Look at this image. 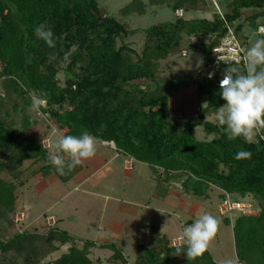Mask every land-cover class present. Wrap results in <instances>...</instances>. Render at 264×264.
Returning <instances> with one entry per match:
<instances>
[{
    "label": "trees",
    "instance_id": "trees-1",
    "mask_svg": "<svg viewBox=\"0 0 264 264\" xmlns=\"http://www.w3.org/2000/svg\"><path fill=\"white\" fill-rule=\"evenodd\" d=\"M201 1L149 0L174 13H197ZM224 7V18L217 13L211 19L183 16L147 29L138 53L126 43L137 31L103 12L96 0H0V264H41L64 246L70 247L53 264H93L92 250L110 251L109 264H128L112 243L81 240L57 227L44 234L36 228L16 229L24 163H41L38 172L44 179L56 176L63 183L81 170L78 165L60 175L49 162V151L28 137L34 126L32 95L43 101L39 109L64 135L87 131L113 144L132 162L148 165L160 184L181 181L182 192L203 201L217 190L219 205L233 196L251 197L258 213L240 215L232 225L235 254L239 264H264V130L255 141L229 140L226 126L208 120L225 103L219 87L224 65L212 71V78L199 71L178 82L160 70V62L180 55L191 38L204 66L212 65V50L227 35L226 25L238 37L242 25L235 24L244 10H257L251 21L264 18V0H226ZM145 11L142 0H133L122 16ZM41 24L52 31L54 47L36 36L34 29ZM62 70L67 74L63 84L58 78ZM191 87L207 104L187 120H177L171 111L173 95ZM199 128L215 138L199 141ZM239 151L251 157L236 159ZM225 216L230 225V215ZM149 232L153 242L135 246L134 264H216L208 250L189 258L185 243L173 246L166 235Z\"/></svg>",
    "mask_w": 264,
    "mask_h": 264
},
{
    "label": "rangeland",
    "instance_id": "rangeland-1",
    "mask_svg": "<svg viewBox=\"0 0 264 264\" xmlns=\"http://www.w3.org/2000/svg\"><path fill=\"white\" fill-rule=\"evenodd\" d=\"M101 10L108 15L124 22L136 34L126 39L136 52L140 53L145 34L144 32L158 24L177 19L176 14L165 4L154 6L149 0H142L145 14L123 17L122 10L133 0H96ZM201 11H187L184 19L212 18L216 9L210 0H203ZM222 12H225V1L219 0ZM256 9H246L236 22L242 25L240 39L247 51L257 39L258 26L264 28V18L255 21L248 18ZM243 39V40H242ZM192 45L185 47L180 55L170 56L160 62V70L164 77L173 82L184 81L195 76L199 71L211 73L217 66H204L202 54L192 50ZM245 51V52H246ZM66 65H63V68ZM229 66H225L227 68ZM234 67V66H232ZM243 69L240 66H236ZM244 70V69H243ZM67 74L62 70L58 76L61 84ZM33 98H36L32 95ZM207 98L199 96L194 88H188L173 95L171 111L177 120H187L194 112L204 108ZM41 105H44L42 103ZM32 129L28 137L37 139L44 149L50 153L51 145L64 135L50 116L40 109L29 110ZM208 120L217 122L216 116ZM199 141H211L215 137H206L201 128L197 129ZM96 140V139H95ZM256 138L252 141H255ZM96 140L95 155L83 161L79 166L80 172L68 183L61 182L56 176L44 179L38 170L42 164L24 163L23 180L25 185L18 188V210L15 215L17 230L38 229L47 233L53 227L66 231L81 240L97 243H112L124 252L128 264H134L135 246L149 245L153 242L149 230H155L166 235L173 246L184 243L181 239L182 229L194 222L203 213H210L219 221L215 237L209 242L207 250L216 264H224L231 260L237 262L232 225L242 215L233 212L229 218L231 224L224 221L225 215L219 211V191L213 190L208 201L189 196L181 191V181H170L163 185L158 181L150 167L144 163L129 160L119 153L112 144L106 145ZM112 145V146H111ZM161 173V172H160ZM217 191V192H216ZM231 197V196H230ZM231 201H239L252 206V212L258 213L256 204L251 197L241 199L233 196ZM159 211H157V210ZM163 213V214H162ZM82 247V243H78ZM70 246H64L43 260L41 264H53ZM112 253L107 250H92L90 258L93 264H109Z\"/></svg>",
    "mask_w": 264,
    "mask_h": 264
},
{
    "label": "clouds",
    "instance_id": "clouds-1",
    "mask_svg": "<svg viewBox=\"0 0 264 264\" xmlns=\"http://www.w3.org/2000/svg\"><path fill=\"white\" fill-rule=\"evenodd\" d=\"M34 31L49 47L55 46L52 31L46 30L43 24ZM244 63L243 73L231 65L224 70L219 87L225 103L218 108L216 120L221 126H226L229 140L243 137L246 142H251L257 133L264 130V39H257L246 51ZM214 75V72L209 73V78ZM42 103L41 99L33 98L31 107L38 110ZM51 149L49 162L57 173L66 175L83 161L92 158L97 144L93 135L83 131L79 136H60L52 143ZM250 157L248 151H239L235 156L236 159ZM218 226L219 221L215 216L203 213L192 224L183 227L181 239L187 247L189 258L200 256L207 250ZM224 264H233V261L227 260Z\"/></svg>",
    "mask_w": 264,
    "mask_h": 264
},
{
    "label": "built area",
    "instance_id": "built-area-1",
    "mask_svg": "<svg viewBox=\"0 0 264 264\" xmlns=\"http://www.w3.org/2000/svg\"><path fill=\"white\" fill-rule=\"evenodd\" d=\"M226 1V0H222ZM212 6L216 9V13L219 14L222 18L224 13L221 10L219 0H210ZM177 18H182L184 16V11L179 10L176 13ZM227 24V23H226ZM228 28L227 35L222 39L220 44L212 50V55L214 63L211 65L213 67L224 65V66H240L245 70L244 56H245V47L240 42L239 38L235 34L234 29L226 25ZM263 28H260V31L263 32ZM191 44L195 42L193 38L190 39ZM220 58V59H219ZM264 140V137L261 136ZM109 145L108 143H102ZM113 145V144H112ZM111 145V146H112ZM114 146V145H113ZM219 211L222 215H230L233 212H239L242 215H255V212H252V206L250 204H245L243 202H234L230 199H226L219 205ZM17 222V221H16Z\"/></svg>",
    "mask_w": 264,
    "mask_h": 264
},
{
    "label": "crops",
    "instance_id": "crops-1",
    "mask_svg": "<svg viewBox=\"0 0 264 264\" xmlns=\"http://www.w3.org/2000/svg\"><path fill=\"white\" fill-rule=\"evenodd\" d=\"M202 3H203V5H205V4H204V1L202 0V1L200 2V7H201V4H202ZM200 7H199L198 12H202V11H203V10H202V11L200 10V9H201ZM198 12H197V13H198ZM253 15H254V13H253L251 16H253ZM260 28H263V27H262V26H259V27H258V35H261V36H262V35H264V31L261 32V31H260ZM263 29H264V28H263ZM242 37H243V36H242V34H241V32H240V34H239V36H238L239 40H240ZM243 39H244V37H243ZM243 39H242V40H243ZM240 42H241V40H240ZM241 43H242V42H241ZM243 46H244L245 48L247 47V46H245V45H243ZM245 51H246V50H245ZM168 238H169V237H168ZM169 239H170V238H169ZM170 240L173 241L174 239H170Z\"/></svg>",
    "mask_w": 264,
    "mask_h": 264
}]
</instances>
